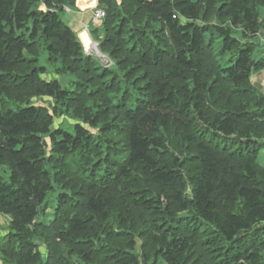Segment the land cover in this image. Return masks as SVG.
Instances as JSON below:
<instances>
[{
	"label": "trees",
	"instance_id": "1",
	"mask_svg": "<svg viewBox=\"0 0 264 264\" xmlns=\"http://www.w3.org/2000/svg\"><path fill=\"white\" fill-rule=\"evenodd\" d=\"M75 2L0 0V264H264V0Z\"/></svg>",
	"mask_w": 264,
	"mask_h": 264
},
{
	"label": "rangeland",
	"instance_id": "2",
	"mask_svg": "<svg viewBox=\"0 0 264 264\" xmlns=\"http://www.w3.org/2000/svg\"><path fill=\"white\" fill-rule=\"evenodd\" d=\"M80 1L81 0H76L74 8H67L63 13V18L73 27V30L77 34V37L84 48V52L87 55L96 57L103 66L111 67L114 65V60L110 55L103 52L100 47L101 39L104 36V30L102 27L104 20L99 23L97 21H94L93 19L95 8L100 7L99 0H83V2L86 3V5L84 6L80 4ZM118 1L120 2L121 0ZM75 10L86 13V16H83L80 13L77 14ZM259 38L262 40V43L259 44V49H264V35L259 36ZM91 42L93 43V45L90 44ZM48 68V73L44 75L45 78L51 79L52 77H57L58 79H60L61 83L64 86L68 85L69 81L71 80V77H69V75H58L53 66H48ZM252 80L255 83L256 87L264 93V70L254 72L252 74ZM34 101L41 105L47 106L50 109L53 106V101H49L46 97L38 99L35 98ZM75 121L76 119L68 114H56L54 126L58 127L62 125L63 127L71 128V125ZM259 161L264 163V149L259 153ZM49 211L51 214L53 212V208H50ZM9 220L10 217L8 215H0V240L8 233Z\"/></svg>",
	"mask_w": 264,
	"mask_h": 264
},
{
	"label": "built area",
	"instance_id": "3",
	"mask_svg": "<svg viewBox=\"0 0 264 264\" xmlns=\"http://www.w3.org/2000/svg\"><path fill=\"white\" fill-rule=\"evenodd\" d=\"M105 16H106V12L103 8L101 7L95 8L93 14L94 21L101 23L105 19Z\"/></svg>",
	"mask_w": 264,
	"mask_h": 264
},
{
	"label": "water",
	"instance_id": "4",
	"mask_svg": "<svg viewBox=\"0 0 264 264\" xmlns=\"http://www.w3.org/2000/svg\"><path fill=\"white\" fill-rule=\"evenodd\" d=\"M264 35V32L261 33V36ZM248 42H254V43H257V44H261L262 43V40L259 38V37H256L254 39H247Z\"/></svg>",
	"mask_w": 264,
	"mask_h": 264
},
{
	"label": "crops",
	"instance_id": "5",
	"mask_svg": "<svg viewBox=\"0 0 264 264\" xmlns=\"http://www.w3.org/2000/svg\"><path fill=\"white\" fill-rule=\"evenodd\" d=\"M75 11L77 12V14L80 13L81 15L86 16V13H84V12H82V11H80V12H79L78 10H75ZM75 14H76V13H75ZM73 16H75V15H73Z\"/></svg>",
	"mask_w": 264,
	"mask_h": 264
},
{
	"label": "bare ground",
	"instance_id": "6",
	"mask_svg": "<svg viewBox=\"0 0 264 264\" xmlns=\"http://www.w3.org/2000/svg\"><path fill=\"white\" fill-rule=\"evenodd\" d=\"M90 44H92L93 45V43L91 42Z\"/></svg>",
	"mask_w": 264,
	"mask_h": 264
}]
</instances>
